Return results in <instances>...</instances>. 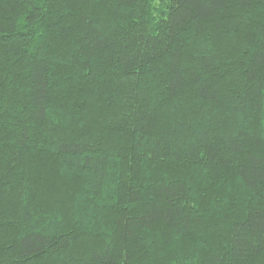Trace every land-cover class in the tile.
<instances>
[{"label": "trees", "instance_id": "trees-1", "mask_svg": "<svg viewBox=\"0 0 264 264\" xmlns=\"http://www.w3.org/2000/svg\"><path fill=\"white\" fill-rule=\"evenodd\" d=\"M0 264H264V0H0Z\"/></svg>", "mask_w": 264, "mask_h": 264}]
</instances>
